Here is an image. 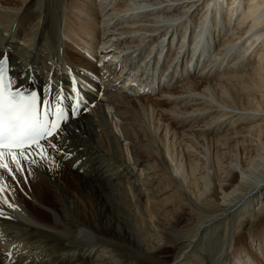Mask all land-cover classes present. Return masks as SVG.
<instances>
[{
	"label": "bare ground",
	"instance_id": "bare-ground-1",
	"mask_svg": "<svg viewBox=\"0 0 264 264\" xmlns=\"http://www.w3.org/2000/svg\"><path fill=\"white\" fill-rule=\"evenodd\" d=\"M27 1L20 0L18 4L19 0H0V59L4 51L10 53L11 69L23 78L24 87L33 86L31 73L37 75L38 85L40 81L46 82L49 89L41 88V98L50 102L62 94V104L71 105L74 95L72 92L65 94L60 81L48 74L49 59L61 62L65 69L69 65L78 75L92 81L103 97L110 100L119 118L124 119L126 137L136 157L134 165L141 167L151 159L157 161L156 166H147L145 176L153 187L148 194L157 223L163 221L171 206L169 227L183 223L185 209L197 208L198 212H191L197 220L192 234L179 238L177 244L164 242L151 246V238L142 227L133 201L135 197L137 204H142L141 186L146 184H139L137 175L128 169L117 142L114 145L116 153L109 151V123L100 102L91 97L83 102L86 110L77 113L81 119L73 118L67 125L66 138L57 136L54 139L61 150H50L54 164L26 165V171L17 173L16 180L4 174L3 183L9 186L6 198L15 207L0 201L3 213L0 223L26 230L19 236L23 244H28L30 249L37 248L41 239L58 244L56 248L44 250L48 256L52 255L54 262L59 260L56 251H69L71 247L66 243H72L73 247L79 246L85 252L95 245L111 247L121 258L122 253L135 257V252L143 257L136 256L138 264H171L165 260V250L178 248L179 258L183 250L194 248L193 243L201 239L202 232L216 223L229 221V214L241 206L244 208L239 210L240 215H244L247 207L264 202V152L248 162L243 161L244 156L236 155L231 166L238 175L237 183L227 189L221 187L222 183L212 188L203 202L194 199L189 188L196 162H204L205 178L213 177V152L210 153L205 145L213 125H228L231 131L227 135L235 138L239 129L259 127L264 123V0H87L92 9L91 14L85 15L84 20L89 25L84 30L76 29L69 15L74 0H60L57 14L53 12V17L49 18L47 12H40L35 23L24 29L18 19ZM45 36H49L48 41H43ZM160 50L162 54L169 51L164 55L166 62L161 64L157 57ZM246 56L254 57L256 62L252 72L247 74L237 71L245 64ZM224 61L232 67V74L225 78L223 75L221 81H213L215 71ZM38 63L41 65L37 66ZM53 71L59 74L57 69ZM119 76L124 78V83ZM238 78L240 84L236 82ZM121 83L125 86L120 87ZM141 113L157 114L160 118L168 114L169 117L164 119V124L157 119L153 123L150 119L153 122L148 126L139 122ZM181 118L185 122H179ZM85 120L94 131H84ZM90 132L96 136V153H101L106 164L101 158L96 160L91 156L94 151H90L91 143H87L86 138ZM157 138L178 140V152L171 153L165 143L158 144L156 151L152 150ZM147 139L153 144L148 145ZM196 147L203 150V155ZM182 160L187 169L182 166ZM85 169L86 174H83ZM107 171L113 172L103 176ZM112 180L118 183L114 186ZM226 185L229 186V182ZM116 192L124 197V206L118 202ZM173 197L179 203L176 202V206ZM249 200L252 202L248 203ZM245 203L248 206H244ZM97 206L101 209L96 213ZM69 215L77 218L72 220ZM130 219L140 227L141 237L131 233ZM5 227L0 228V235L7 238L12 233ZM16 243L10 253L12 255L15 250L18 256L22 255L25 251L21 249L22 242ZM8 254L3 256L0 250V264L11 260ZM82 255L80 251L79 256ZM223 261L264 264V224L252 229L242 242L238 237L230 238L214 259L215 264ZM17 264L22 262L17 261ZM59 264H64V259Z\"/></svg>",
	"mask_w": 264,
	"mask_h": 264
},
{
	"label": "rangeland",
	"instance_id": "rangeland-1",
	"mask_svg": "<svg viewBox=\"0 0 264 264\" xmlns=\"http://www.w3.org/2000/svg\"><path fill=\"white\" fill-rule=\"evenodd\" d=\"M59 2H60V0H28L27 3L25 4L24 8H23L24 9L23 13L20 15V17L18 19V23L24 24L23 28L27 29L29 26H32V24H34L35 21L39 18L38 15H40V12H43V13L47 12L48 17L49 16L53 17V12H55L57 14L56 10H58ZM18 4H20V0H19ZM88 5H89V7H88ZM91 9H92V4H91V2H88L87 0H85V1L84 0H74L73 1L71 6L69 7V15L72 16V23H73L74 27H76V29H82V30L86 29V27L89 25V23L87 20H84V19L86 17L85 15L91 14V12H90ZM82 12H83V14H82ZM80 21H81V23L82 22L83 23L81 24ZM3 35H7V33L3 32ZM48 38H49V36H45L43 41H48L49 40ZM18 42H19V44H23L19 40H18ZM252 59H253V61H252ZM249 60H251V61L249 62ZM108 62H110V60ZM255 63H254V57L246 56L245 64L240 69H237V71L243 70L246 72L245 74H247L249 72L251 73L253 70V65ZM246 64H248V65H246ZM249 64H251L252 66ZM226 65H228V66H226ZM54 68L58 70V68L53 67V69ZM218 68H220L219 70L221 73L219 72V70L215 71V73L220 74V75L222 74V77H219L220 75H217V74L215 75V73H214V75H213L214 77L212 79L213 81H215L217 79H219V81H221V80H223V75L225 78V77L230 76L232 74L231 71L233 69H232V67H229V64L227 63V61H224L222 66H220ZM225 68L227 70H225ZM93 70H94V68H93ZM119 70L116 71L117 74H118ZM223 70H225V71H223ZM114 75L116 76V74H114ZM119 78H120V82L124 83L123 77L119 76ZM236 82L240 84L241 79L238 78V80ZM121 85L125 86V84L121 83L120 87H121ZM134 85L135 84H133L131 86L132 89H133ZM131 87L129 86V88H131ZM129 90H131V89H129ZM92 98H94L100 102L101 107L104 111V117L107 118L108 123H109V126H108V131L110 134L108 136V139L110 142L109 143V151L116 153L114 151V145H115V142H117L119 147L121 148L122 154L124 155L125 163L129 167L128 169L129 170L132 169L133 173L137 175V177L139 178V181H140L139 184L140 183H141V185H142V183L146 184L145 186L144 185L141 186L142 204L141 205L137 204L138 202L135 200V197H134L133 201L137 205V209H138L137 212L141 218L142 227H144V229L147 232V235H149L151 238V246H154L156 244L160 245V244H163L164 242H166L170 245L177 244L179 238L186 237L190 233L192 234L194 226L197 224V220L193 219L191 212L197 213L198 209L192 208V207H191V210L185 209L184 214L182 216L183 217V223L179 224L177 227H169V225H168L169 224V218H170V214L172 211V206H171L166 210L167 212L164 216L165 218L163 219V221L162 222L159 221L157 223V217H155L152 214V209H151L152 203H151V199H150L149 194H148V193H150V189H153V187H152V185L150 186L148 184V182H147L148 180L145 177L148 174L146 172L147 166L148 167H154V166H156L157 161H155V159H151V160L145 162L141 167L135 166L133 161L136 159V157L133 154V146L131 145L132 143L126 137L127 135H126L125 129H124L126 126V123H125L124 119L121 117L119 118L117 111L112 106V103L110 102V100H108L106 97L104 98L101 92L98 91L96 93L95 97H92ZM122 107L124 108V110H126V107L124 105ZM126 111H128V110H126ZM159 115H161V114H159ZM167 115L168 114H162V116H161L162 119H161L160 116H158L157 114L156 115H152V114L144 115L141 113V115H139L140 116L139 122L142 125L150 126L151 125L150 122L154 121L153 123H156V121L158 120L159 122L161 121L164 124L166 122L164 119H167L169 117V115L168 116ZM157 117H159L160 119ZM78 119H81V118L79 117ZM150 119H152L153 121ZM155 119H157V120H155ZM178 121H179V119L177 120V122ZM69 122H68V124L63 125V127H62L64 129L62 130V132L59 135L61 139H64L67 136L66 130L69 127L67 125L71 124V121H69ZM84 122H86L85 124H87L86 130H84V131H88L89 129L94 131V127L90 124V122L88 123L87 120H85ZM179 122H185V121L181 118ZM229 128L230 127L226 124L224 126H222V124L215 125V126L213 125L210 129L211 133L209 132L208 135L206 136L207 139L209 138V141L205 144L206 148L210 153H212V152L214 153V155H213V153L211 154L213 157L212 158L213 168L211 169V171H212L211 176H213V177L216 176V178H213V177L205 178V176L207 175V171L204 168L205 165H204L203 161H199L198 163L196 162V165H194L195 163L193 164V175H192V178H190L191 183H189V184L191 186L189 188H190L191 192L193 193L194 199L196 198V200H198L199 202H201V201L203 202L206 199H208V195H209L208 192L210 190H212V188H215L216 186L220 185L221 183H222L221 187L224 189H227L228 187L231 188V186H233L237 183L236 180H237L238 175L234 171V169L232 170V166H231V163L234 162V159H235L234 157L236 155H240V156H242V158L244 156L243 161L246 160L248 162L250 159L258 157L259 154L264 152V132H263L264 131V123L259 127L254 126L250 129H244V128L239 129V132L237 134L239 137L237 136L235 138L229 137L227 135V133L228 132L230 133V131H231ZM240 130L242 131V133ZM98 133L99 132H96L95 134L101 139V135ZM162 135H163V133L161 134V137H163ZM153 136L155 138V135H153ZM86 138H87V143H91L90 151L95 152V153L93 152V154H91V156L96 157V160L100 159L101 153L100 152L96 153L97 149H96V147H94L96 144V136H93L90 132L89 136H86ZM225 139H227V140H225ZM244 139L246 141H244ZM152 142L153 141L148 140L147 144L152 145L153 144ZM177 142H178V140L172 141L171 138L168 139L167 141H164V138L161 141L159 138H157L155 140V144H153L151 149L156 151L155 149H157L158 144L165 143L166 148L169 149L171 153L174 151H176V153H177L178 152ZM241 143H245V145L241 144ZM154 146H155V148H154ZM240 146H242V147H240ZM259 146H262V147H259ZM196 148L198 150H200V154L203 155V150L200 149L199 147H196ZM215 148H217V149L215 150ZM256 151H257V153H256ZM220 155H222V156H220ZM101 160L104 161L106 164L105 159L101 158L100 161ZM201 162H203V163H201ZM181 163H182V166H184L186 169L188 168L184 160H182ZM145 165H146V167H145ZM122 168H125V167L122 166ZM200 169H202V171ZM86 171H87V169L83 170L82 171L83 174H86ZM104 171L105 170H103L102 172H104ZM111 172H113V171H111ZM111 172L107 171L106 173H102V175L106 176L107 174H109ZM202 172H203V175H202ZM224 173H226V174H224ZM217 177H219V178H217ZM105 178L106 177H103V179H105ZM105 180H107V178ZM192 181H193V183H192ZM210 181H212L213 184ZM110 182L114 186L116 185L115 183H118L117 181H113V180ZM228 182L230 184L229 186L226 185V183H228ZM111 183L108 184L110 187L112 186ZM197 184H198V186H197ZM136 187L137 186H134V188H136ZM115 191H116V187H115ZM204 192H206V193H204ZM132 194L135 196L134 192ZM204 194H207V196ZM117 196H118L117 198L119 200L118 202L124 206L126 203V201L124 200V197L120 193H117ZM174 196H175V194H174ZM120 197H121V199H120ZM173 200H174L173 203L175 204V206H176V202H177V204H179L178 201L175 199V197H173ZM250 202H252V201L249 200L248 203H250ZM248 203H245L244 206H248L247 205ZM255 204L256 205H253L251 207H247L246 213L244 215L243 214L240 215L241 212L239 210L244 208L243 206H241L235 212L229 214V216H230L229 221L224 220L223 223L222 222L216 223L215 225L210 227V229L206 230V232L205 231L202 232L204 234H202L201 239L197 242L194 241V243H193V245H195L194 248L192 250H191V248H189V250L188 249L183 250L184 252H182L181 257L178 258L179 254H181V251H179L178 248L175 251H172V249H171V251H170V249L165 250L166 251L164 253L165 254V260L171 264H215L214 263L215 257L217 256V254L219 252H221L223 250V248L226 246V243H228L230 238L234 239V238L238 237L242 242L246 236H248L252 233V229L259 228V227H261V225L264 224V202H261L259 204L255 203ZM96 209H97L96 210V213H97L98 211H100L101 207L97 206ZM69 216L72 220H75L77 218L75 215H69ZM106 219L107 218H105L103 220L104 227L106 226V223H107ZM110 221L112 222V224L114 223L112 217L110 218ZM129 221H132L131 222V233L133 235H135V237H138V238L141 237L140 227L132 219H130ZM4 226H6L7 228H10V231L12 233L7 238L0 235V250H2L3 256L9 252V254H8L9 258L12 257L10 261L6 262V264H17V261L18 262L21 261L22 264H31L30 262L25 263L22 260L24 258H26V261L27 260H33V261L37 260V262H39L38 264H49V263L59 264V262L62 259H64V264H110V263H113V264H138L136 256L143 258L141 255H139L135 252H134L135 257L129 256V255L125 256V253H122V254H124V256H122V258H121V256L119 255V252L114 253V252H112L111 247H105L102 245L92 246V249L91 248L87 249V251L85 252L84 250H81V247H79V246L73 247L74 245L72 243H66L69 247H71V249L69 251H66L67 253L63 250H58V252L56 251V254H57V257L59 260L54 262L52 255L48 256L47 252H45V251H47V249H52L53 247L56 248V246L58 244L48 243V242L44 241V239H41L40 240L41 242L37 243V248L30 249L29 248L30 246H28V244H23V242H24L23 238L19 237V236H21L20 233L26 232V230L20 229V227H18L17 225H13V224L12 225H9V224L6 225V224L0 223V228H4ZM16 242H19V243L22 242V244H20L21 249L22 250L25 249V251L22 253V255L20 253V255L18 256V253H14L15 250H12V253H13L12 255L10 253L11 252L10 249L12 248V246L17 244ZM180 243H182V242H179V244ZM80 251L83 254L82 256H79ZM64 252H65V254H64ZM71 256H73V258H71ZM60 258H61V260H60ZM66 258H67V260H66ZM229 263H230L229 261L228 262L227 261L222 262V264H229Z\"/></svg>",
	"mask_w": 264,
	"mask_h": 264
},
{
	"label": "snow or ice",
	"instance_id": "snow-or-ice-1",
	"mask_svg": "<svg viewBox=\"0 0 264 264\" xmlns=\"http://www.w3.org/2000/svg\"><path fill=\"white\" fill-rule=\"evenodd\" d=\"M72 91L75 102L70 114L62 107V94H58L54 102L45 98L41 107L37 92L25 94L19 89L13 90L12 81L6 74L5 61L0 60V201L8 207L14 208L15 205L6 198L9 186L3 183L4 174L16 180V174L25 172L26 165L55 163L50 150H61L53 141L70 116L77 115L83 100L75 80ZM31 174L28 172V175ZM0 215L3 213L0 212Z\"/></svg>",
	"mask_w": 264,
	"mask_h": 264
}]
</instances>
